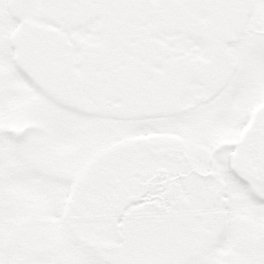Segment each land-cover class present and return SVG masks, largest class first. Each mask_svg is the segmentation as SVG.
Listing matches in <instances>:
<instances>
[{
    "label": "snow or ice",
    "instance_id": "obj_1",
    "mask_svg": "<svg viewBox=\"0 0 264 264\" xmlns=\"http://www.w3.org/2000/svg\"><path fill=\"white\" fill-rule=\"evenodd\" d=\"M0 264H264V0H0Z\"/></svg>",
    "mask_w": 264,
    "mask_h": 264
}]
</instances>
